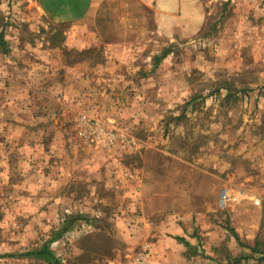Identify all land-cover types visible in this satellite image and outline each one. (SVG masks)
Returning <instances> with one entry per match:
<instances>
[{
  "label": "rangeland",
  "instance_id": "374dc122",
  "mask_svg": "<svg viewBox=\"0 0 264 264\" xmlns=\"http://www.w3.org/2000/svg\"><path fill=\"white\" fill-rule=\"evenodd\" d=\"M196 1L199 22L169 38L148 10L125 51L69 46L0 0V264H45L17 256L75 215L59 264H135L175 238L206 264H264L240 258L264 240V0Z\"/></svg>",
  "mask_w": 264,
  "mask_h": 264
},
{
  "label": "crops",
  "instance_id": "0c3cea01",
  "mask_svg": "<svg viewBox=\"0 0 264 264\" xmlns=\"http://www.w3.org/2000/svg\"><path fill=\"white\" fill-rule=\"evenodd\" d=\"M25 3L29 20L36 15L50 27H64L66 32H63L64 36L61 34L63 41L69 46L84 50L99 43L121 46L126 51L138 44L146 28L148 10L154 12L158 35L168 38L172 36L171 34L178 25L183 26L185 22L190 24L199 22L202 11L196 0H25ZM222 190L225 188L215 191L214 203L221 201ZM240 197L236 196V199ZM174 226L175 232L170 233L176 236L181 235L183 229L177 224ZM256 237L257 233L245 239L250 245L254 243ZM152 246L153 251H156L155 245ZM144 247L148 251L145 253V260L142 264H206L197 253L195 256H184L181 252L185 248L179 242L175 246L172 245L169 253L164 252L161 246L157 253L165 255H155L154 259L149 257L152 248L147 243L141 246L137 256L142 253ZM249 261L256 260L250 259Z\"/></svg>",
  "mask_w": 264,
  "mask_h": 264
},
{
  "label": "trees",
  "instance_id": "16d2710c",
  "mask_svg": "<svg viewBox=\"0 0 264 264\" xmlns=\"http://www.w3.org/2000/svg\"><path fill=\"white\" fill-rule=\"evenodd\" d=\"M4 46H5L4 29H2L0 31V48H3ZM171 53H172V50L170 47L163 48L159 54L153 57V65L158 66ZM84 220H85V217H83L82 215H75V216H70L66 218L61 226H59L56 230H53L50 233V238L46 242H44L42 245L32 248L31 250L25 253L19 254L17 257L19 258L23 257L26 259L41 261V262H44L45 264H59V259L55 257L53 251L50 248V245L53 242H56L59 239H61L64 234L71 231L76 225L80 224ZM234 237L236 238V240H239L236 234H234ZM175 240L179 243L184 244V246H189V244L185 242L182 238H175ZM244 247L249 249L251 252V254L248 256L240 257L242 258V261L244 263H246L250 259L264 262V240H262V242H259L258 237H257L252 246L245 245ZM256 254L261 255V257L255 258ZM5 257H12V256L7 255ZM233 260H236V258H234ZM233 260H232V263L230 264H234Z\"/></svg>",
  "mask_w": 264,
  "mask_h": 264
},
{
  "label": "built area",
  "instance_id": "2783aa9c",
  "mask_svg": "<svg viewBox=\"0 0 264 264\" xmlns=\"http://www.w3.org/2000/svg\"><path fill=\"white\" fill-rule=\"evenodd\" d=\"M220 200L223 204V207L226 205V203H228L229 201H231V196L229 195V193L227 192V190H222L221 193H220ZM147 248L144 247L143 251L141 254H139L137 257H136V261H135V264H142L145 260V253L147 252Z\"/></svg>",
  "mask_w": 264,
  "mask_h": 264
}]
</instances>
